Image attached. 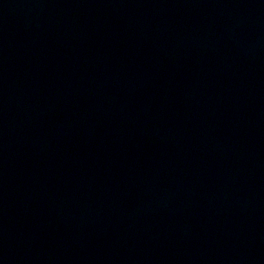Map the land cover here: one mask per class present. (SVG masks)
I'll return each mask as SVG.
<instances>
[{
  "label": "water",
  "instance_id": "1",
  "mask_svg": "<svg viewBox=\"0 0 264 264\" xmlns=\"http://www.w3.org/2000/svg\"><path fill=\"white\" fill-rule=\"evenodd\" d=\"M0 264H264V0H0Z\"/></svg>",
  "mask_w": 264,
  "mask_h": 264
}]
</instances>
